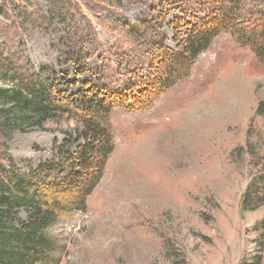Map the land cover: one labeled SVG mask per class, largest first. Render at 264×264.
I'll return each mask as SVG.
<instances>
[{"label":"rangeland","instance_id":"1","mask_svg":"<svg viewBox=\"0 0 264 264\" xmlns=\"http://www.w3.org/2000/svg\"><path fill=\"white\" fill-rule=\"evenodd\" d=\"M24 1L0 0V31L36 71L50 68L61 81L74 83L73 94L101 84L109 90L135 86L140 95L161 74L163 53L176 52L175 40L220 5L71 0L78 34L69 36L52 24L49 30L25 25L21 31L10 3L33 13ZM36 7L48 15L46 3L37 1ZM240 15L241 26L262 23L264 0H244ZM149 20L144 37L129 36ZM69 43L81 56L66 63ZM260 102L264 63L223 34L196 59L190 76L150 109H115V151L87 210L63 216L49 229L57 245L49 264H264V207H242L249 184L264 174ZM75 128L65 117L15 133L5 147L0 139V163H6L7 151L29 175L55 161L57 149L70 136L76 139ZM19 216L27 219L24 211Z\"/></svg>","mask_w":264,"mask_h":264},{"label":"trees","instance_id":"2","mask_svg":"<svg viewBox=\"0 0 264 264\" xmlns=\"http://www.w3.org/2000/svg\"><path fill=\"white\" fill-rule=\"evenodd\" d=\"M37 1L46 3L48 15L39 11ZM217 1L220 5L217 9L210 7L205 22L175 40L176 52L163 53L161 74L157 72L151 77L140 95H135L138 90L135 86L109 90L101 84H90L88 91L73 94L74 83L61 81L50 68L36 71L21 48L12 45L13 38L0 31V139L3 146L15 133L42 129L47 123L65 117L73 120L76 127V139L70 136L57 149L55 161L39 164L29 175L23 174L13 157L5 152L6 163H0V264L50 263V254L57 245L49 236V229L63 216L87 210V199L99 185L115 151L111 121L115 109H129L131 104L138 110L150 109L190 76L196 59L223 34L234 36L264 63V21L252 28L241 26L238 22L244 0H213V5ZM24 3L33 6L34 12L28 13L25 8L10 3L15 7L16 25L21 31H25V25L49 30L52 24L69 36H77L71 0H25ZM225 4L228 9L224 10ZM143 24L145 29L135 26L129 36L144 37V30L152 22ZM67 46L69 53L63 60L69 63L80 54L74 48L71 50L70 43ZM257 115L264 118V102L258 104ZM242 207L246 211L264 207V174L253 178ZM21 211L27 214L26 220L20 218Z\"/></svg>","mask_w":264,"mask_h":264}]
</instances>
